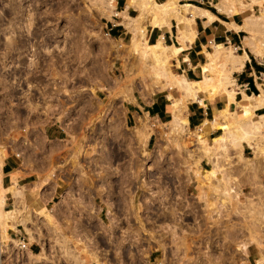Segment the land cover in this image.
I'll return each mask as SVG.
<instances>
[{
	"label": "rangeland",
	"instance_id": "rangeland-1",
	"mask_svg": "<svg viewBox=\"0 0 264 264\" xmlns=\"http://www.w3.org/2000/svg\"><path fill=\"white\" fill-rule=\"evenodd\" d=\"M41 1L0 0V9H6V13H4L5 15L2 18H9L6 25L0 29L1 33L5 35V46H9L11 42H14L11 36L19 34L18 29L20 31L22 28L29 30L34 24L32 21L34 18L38 21L44 18L40 17V15L36 16L34 11V9L39 10L41 8ZM146 1L127 0L126 4H128V7L133 5L137 8L130 10V16L127 13L126 17H123L120 11L114 9V0H48L49 15L47 18L50 30L48 47L46 50L40 48V39L38 42L29 43L31 49H28L27 46L22 50L28 55L27 64L24 67H19L22 69L19 73L22 74L25 73L24 70L26 68L24 77L27 78L28 66L30 61H32L30 58L35 54L40 55L43 53L42 56L46 57L44 59H48L47 68L42 69L46 71L47 78L43 77L44 74H38L35 75V78L33 76V78L29 77V79H26V85L19 82L20 86L31 87L30 90L23 88L10 90L3 88L0 84V164L8 150L20 143L19 138L23 135L20 130L26 127L23 122V118L26 115L29 120H34V131L41 124L39 122V113H36V110L39 109L43 102L48 106L46 120L50 117L49 121L58 120L63 125L61 121L67 122L68 118H71L65 124V128L69 134L78 136L76 137L75 147H83L86 138L91 139V143L87 141V143H90L87 145L91 146H96L98 143L101 145L109 143L110 139L105 138L108 124L104 123V119L111 115L113 121L118 123L123 117L124 105L133 96L136 99L140 97L145 100L153 93L157 94L159 92H165L166 98L167 94L173 96L172 101L169 106L166 105V108L172 112V116L173 111L176 112L184 126L186 121L183 113L185 103L189 99L182 94L173 74H181L175 64L178 62L177 59H180L179 53L185 47L175 53L174 46L184 45L183 38L188 28V20L178 19L177 15H175L177 13H174V15L172 13L167 19H165L166 16L164 18L162 17L163 15L159 16V19L163 18L161 22L163 21L162 23L166 26H169L171 19L173 34L177 33L178 28L176 39L179 43L171 44L173 42L166 38L165 42L167 45L173 46L172 48L168 47V55L158 61L153 55L144 53L147 48L143 44L142 39H139L136 35L138 26L145 24V27L149 28V25L146 24L148 22V11L141 10V6ZM161 1L151 0V2L157 3ZM217 2L219 0H211V4L206 3L207 6L205 7L212 8L217 12ZM243 2L247 4L243 10L235 2H229L227 7L233 13L238 12L240 22H243L245 16L253 15L259 17L261 23L258 26L259 28L255 29L256 31L245 34L257 40L256 43L259 44L262 55L256 56H263L264 0H243ZM54 4L57 5L53 8ZM31 5H33L34 9L30 8ZM9 9H11V12ZM122 9H124V6L121 9L117 8V10ZM8 13H12V16L9 17ZM111 13L120 15L124 22L127 20L125 25L127 28L129 26L128 29H125V27L118 25V32L120 31V33L116 36H113L111 31L110 35L105 34L109 26L108 18H110ZM59 19L62 21V26H55L57 24L55 21ZM118 20L120 21L121 19L118 18ZM56 31L59 33H56ZM172 38L174 40V37ZM224 46H229L230 49H233L231 45L226 43ZM202 48L203 50L213 51L211 44ZM245 50L249 55L252 54L246 48ZM237 52L242 53L240 49ZM19 54L20 52L18 51L15 59H13L7 51L3 50L0 52V69H4L8 73L11 68H14L13 62L17 64L15 65L16 67L20 66ZM204 61L205 55L202 58V62ZM210 68L207 71L209 78L202 81L205 86L202 92L209 98L214 94L225 93L229 100H232L234 92L227 91V88L231 90L234 88L233 85L230 86V83H232L230 73L233 70H228L227 65L222 60H216ZM195 72L196 75L194 77L196 79L201 78L200 68L198 69L197 67ZM258 75L259 73L254 76L255 80L253 82L256 92L251 91L256 96L251 95L253 97L251 103L256 104L262 100L259 106H264V90L262 88L264 85L260 84L263 80ZM40 87H43V89H39ZM252 92L248 90V94H253ZM257 97H260V99H256ZM245 101L241 100V102L236 103L237 108L235 110L238 112L235 116L238 115L240 118L250 120L248 116L242 117L240 112L243 111H239V104H244ZM167 103H169V100ZM33 105L35 106L32 107ZM230 109L234 110L231 106ZM219 111L220 113L215 118L213 125L207 122L212 128L218 125L217 119L229 115L226 109ZM255 111L254 113L256 114H253L251 118L253 123L247 124L249 126L253 124L259 126L257 130L252 127L248 128L249 132H253L250 137L261 147V150L259 148L256 149L255 154L258 155L256 157L250 147H244L243 155L247 160H252L255 163L254 169L256 171L253 168L245 169L243 167L245 160L239 158L235 148L231 147L232 156L227 152L229 157L227 172L230 176L237 178V184L242 192H236L234 188H230L227 189L226 194H236L237 196H224L221 192H218V187L214 186L218 182L211 180L212 178H218V174H204L202 177L203 181H201L192 171V169L199 167L201 154H209L201 149L200 140H206V145H212L213 137L217 136L208 138L203 127L201 131H197V128L195 131L190 132L186 130L184 132L186 134H184L183 126L182 130L179 129L180 131L171 130L163 124L151 125L152 120L143 117L144 121L142 122V127L137 131L138 135L134 131V135L131 134V138L113 140V144L124 147V153H126L127 157L126 162L134 169L133 172H130L134 176V182L137 183L140 175H142L143 180H140L139 183L144 189L146 199L154 196L155 192H157L156 190L154 191L155 188L167 189L165 184L169 183L165 179L174 178L175 183L178 184L175 187L180 186L182 188L186 185L188 190L193 195H196L197 198H200L201 194H204L203 190H205V195L209 196L208 205L212 206L214 204L215 210L220 212L217 207L223 201L225 206H229V209L224 210L226 216L231 212L239 214L238 216L235 215L234 218L240 217L237 226L242 227V234L238 236L233 245L230 244L231 248L226 251V260L223 261L225 264H264V115L257 116L264 109L260 108ZM71 115L76 116L72 119ZM241 124L242 122H235L233 117L228 119V127L236 128L234 132H231V139L237 141L239 146L240 140L245 139L241 135ZM155 128L159 129V133H156L148 144L143 145L149 132H152ZM190 129L194 130L193 127ZM195 132H199L198 137L194 136ZM196 139L200 142L198 143ZM21 146L23 145L21 144ZM142 146H144L145 150H142ZM139 152H143V154L138 155L137 153ZM218 152L213 150L211 153L218 155ZM53 165L54 161L51 160L46 171L51 169ZM140 165H143V171L140 169ZM202 167L209 168L210 164L203 163ZM200 170L203 172L202 168ZM169 174L172 175L170 176ZM220 184L218 185L220 186ZM178 193L181 194V191ZM261 201L262 203L259 205ZM261 207L263 208L262 210H260ZM48 218L50 219L49 222L54 224V220L50 216ZM34 221L35 224H41L38 220ZM73 221L71 217L64 218V216L58 219L57 227L59 232H62V224H65L68 229L67 234L58 232L51 234L49 232L50 226L48 227V224L44 223L46 224V226L44 225L46 231L49 232L46 238L48 244L46 246L44 244L40 255L26 252L9 241L8 244L2 247L0 264H94V259H97L96 262L98 264H107L104 258L102 260L97 258V252L93 245V236L73 233L70 230V225L73 224ZM102 221L107 224L110 222L106 218L98 220L100 224ZM144 231L143 247L137 246V249L134 250L133 264H199V262L204 260V250L193 251L185 247L178 252L172 250L162 240L157 239L151 227H145ZM133 236L135 237V235ZM78 240H81V242H77ZM130 242L135 243V238L130 239ZM66 247H71L70 253L76 256H62L61 249ZM83 247L86 248V251H82Z\"/></svg>",
	"mask_w": 264,
	"mask_h": 264
},
{
	"label": "crops",
	"instance_id": "crops-1",
	"mask_svg": "<svg viewBox=\"0 0 264 264\" xmlns=\"http://www.w3.org/2000/svg\"><path fill=\"white\" fill-rule=\"evenodd\" d=\"M179 1L180 0H178L179 4H187L190 7L197 8L195 9L196 14L194 15V22L192 23L195 31L194 35L190 42H186L185 48L179 53L180 59H177L178 62L175 64L179 68V73H181V75L185 76L187 79H196L194 77V75H196L195 69L197 70V67L199 69L201 64L206 61L205 57V61L202 62V58H204L205 55L202 48L203 46H210V44L225 45L228 40V44L235 43L241 46L243 51H246L245 48L249 50L248 47L243 44V37L246 36V31L235 27L242 23L240 22L238 12L228 15L219 10H217V12L212 11L208 7H205L207 6L206 3H208V0ZM126 2L127 0H114V9L116 11H122L123 9L117 10V8L121 9L123 6L125 8ZM135 8L137 7L132 5L127 9L129 16L130 10ZM209 14L214 18H210ZM118 18L121 20L119 21ZM125 22L120 15L111 13L110 18H108L109 26L107 27L109 35L110 31L113 36L120 33V31L118 32L119 28H117L118 25L128 29ZM111 23L113 25H111ZM172 26L173 24L170 19L169 26L155 27L149 25V28L145 27L147 42L150 41L149 43H155L160 38L159 36L162 35V40L165 44H167L165 42L166 38L173 42L171 44H178L179 42H177L176 39L178 28L177 33L173 34ZM172 37H174V40ZM208 39L211 40L210 43L207 42ZM257 73H259L258 76L262 77L263 80L260 84L264 85V55L256 56L253 53L251 55L247 53V57L241 69L233 70L230 73L232 80L230 86L233 85L235 89L232 88L231 90L227 88V91L234 92L232 100H229L225 93L214 94L209 98L205 93L200 92L198 96L203 99V103L195 99H189L185 103L183 116L186 123L183 126V133L186 130L190 132L195 131L198 127H200V129L203 127L208 138L215 135H224L226 138L227 148L224 151L218 152V159L215 158L214 153H202L199 161V167L200 169L202 168L203 171L211 169L212 166H214V162L217 161L219 169L218 178H212L211 180L218 182L214 184V186L218 187V192H221L224 196H237L236 194H226L227 189L230 188H234L236 192H242L237 184V178L235 176H230L227 172V167L229 166L227 165L229 161L227 152L232 156L231 147L236 149L239 158L245 160L243 163L245 169L255 168V163L252 160H247L243 155L244 147H250L255 154L253 140L249 141L248 139L247 141L246 139H242L240 140L239 146L237 141L231 139V132H234L236 128L228 127V119L233 117L235 122H242L244 123L243 125L248 126L247 123L253 121L251 120L252 115L256 114L254 111L260 108L264 109V106H259L250 111L245 110L246 112H240L242 117L248 116L250 120L240 118L238 115L235 116L238 112L235 110V108H237L236 103L241 102V100L245 101L244 94L256 96V94L251 91V84L254 85V76H257ZM246 85L248 88H246ZM262 88L264 90V87ZM248 90L253 94H248ZM167 98L165 92L153 93L148 96L146 100L140 97L136 99L133 96L124 105L123 117L118 123L113 121L111 115L104 119V123L108 124L106 127L107 130L105 131V138H109L110 141L102 145L98 143L96 146L87 145L92 141L86 138L83 147H75L74 145L77 142L76 137L78 136L68 133L65 128L66 123L61 121L63 124L61 125L58 120H46V116H48L47 104L42 105L41 112L44 115L39 121L41 124L35 131L33 126L34 120H29V117L26 115L25 118H23L26 127L20 130V133L23 134L21 138H19L20 143H17L8 150L0 164V184L7 189L4 192L3 204L0 209V215L2 216L0 221L6 218L7 215H5V212L11 213L10 216L13 218L4 219L8 225L5 229V234L0 227V240L6 236L3 240V245L8 244L10 240L13 245H15V241L18 237H21L26 241L27 246L24 248L26 252L40 255L44 244L45 246L48 244L46 238L49 232L51 234H56L57 232L62 234L68 233L65 224H62V232H59L57 227L58 219L64 216V218L71 217L74 220L73 224L70 225V230H72L73 233L93 236L95 233L94 230H100L101 246L102 251H104L108 224L105 223V221H102L101 224L98 222V220L101 219L97 217L96 201L100 203L102 210H105L107 205L105 188L108 182L106 169L108 165L118 164L126 157L124 147L113 144V140L131 138V134L134 135V131L137 132L142 127V122L144 121L142 119L143 117L151 119L154 125L157 123L165 125L168 121L170 122L173 116L172 112L166 108V105L169 106L170 104L168 94ZM168 100L169 103H167ZM242 104L238 106L239 111H241L240 105ZM34 106L35 105L32 107ZM230 106L234 108V110H231ZM224 109L227 110L229 115L217 119L218 125L212 128L207 122L213 125L216 118L215 115L217 114L216 112ZM261 114H264V111L257 114V116ZM191 127H193L194 130H191ZM167 128L169 129V127ZM200 129H197V131H201ZM169 132L171 131L169 130ZM156 133H159V129L155 128L152 132H149L143 145L148 144L150 140L155 137ZM87 141L90 143H87ZM250 142H252V145H250ZM21 144L23 146H21ZM142 150H145L144 146H142ZM137 154L142 155L143 152ZM255 156L257 157L258 155L255 154ZM51 160L54 161V165L51 169L46 171ZM203 163H209L210 167L203 168ZM254 171L256 170L254 169ZM12 173L15 174L14 178H12ZM169 175L171 176L172 174ZM195 176L203 181L201 176L196 174ZM13 179H16V183H13ZM165 180L169 184L175 183L174 178ZM219 183L222 185L220 184L219 186ZM12 185L16 187V189L13 188ZM203 191L204 194H201V196L205 195V190ZM220 205H224L223 201ZM48 216L54 220V224L49 222ZM34 220H38L41 224H35ZM44 223H47L48 227L50 226L49 232L46 231V224ZM77 242H81V240ZM71 249V247L61 249L62 256H74V254L70 253ZM82 251H86V248L83 247ZM94 261H97V259H94Z\"/></svg>",
	"mask_w": 264,
	"mask_h": 264
},
{
	"label": "flooded vegetation",
	"instance_id": "flooded-vegetation-1",
	"mask_svg": "<svg viewBox=\"0 0 264 264\" xmlns=\"http://www.w3.org/2000/svg\"><path fill=\"white\" fill-rule=\"evenodd\" d=\"M40 5L39 10L34 9L33 5L30 8L34 9L36 16L40 15L44 18L39 21L34 18L32 20L34 24L29 30L22 28L20 31L18 29L19 34L11 36L14 42H11L9 46L4 45L5 35L0 31V52L7 51L13 59H15L17 52H20V66L16 67L15 62L12 65H14L13 73L24 85H26V79L33 78V76L35 78V75L38 74H44L43 77L47 78L46 71L42 69L47 68L48 59H44L46 57L42 56L43 53L35 54L30 58L32 61L28 66L27 78L24 77L26 68L24 74L19 73L22 70L19 67L26 66L28 61V55L26 52H22L25 47L28 46L27 48L31 49L30 44L38 42L39 39L40 48L46 50L48 47L50 36L47 18L49 2L42 0ZM56 5L54 4L53 8ZM3 10L0 9V29L6 25L9 19L2 18L6 13V9ZM8 16L11 17L12 13H8ZM55 22H57L55 26H62L60 19ZM56 33L59 32L56 31ZM25 87L18 86L16 88ZM126 160L127 157L118 164L108 165L106 169L108 182L105 188L107 200L105 210H102L100 203L96 201L97 217L110 220L105 237L104 251H102L101 246L100 230H94L93 245L97 252V258L100 260L104 258L107 264H133L134 250L137 249V246L143 247L144 228L151 227L157 239L165 242L172 250L179 252L185 247L193 251L204 250V260L199 264H225L223 261L226 260V251L231 248L230 244L233 245L238 236L242 234L240 226H237L240 217L234 218L235 215L238 216L239 214L231 212L226 216L224 210L229 209V206L218 205L219 212L214 209V204L208 205V195L197 198L188 190L186 185L182 188L180 186L175 187L178 185L177 183L165 184L167 189L155 188L154 191L157 192L154 196L146 199L144 189L139 183L140 180H143L142 175H140L137 183L134 182V176L130 173L134 169ZM142 166L140 165V169L143 171ZM154 184L156 185V183ZM179 191L181 194L178 193ZM134 238L135 243H131L130 239ZM94 264H98V262L94 261Z\"/></svg>",
	"mask_w": 264,
	"mask_h": 264
},
{
	"label": "bare ground",
	"instance_id": "bare-ground-1",
	"mask_svg": "<svg viewBox=\"0 0 264 264\" xmlns=\"http://www.w3.org/2000/svg\"><path fill=\"white\" fill-rule=\"evenodd\" d=\"M128 1H131V0H128ZM229 2L237 3L241 10L245 9V7L247 6V4L243 2V0H219V2L216 3L218 10L222 11L228 15L232 14L233 11L229 7H227V4ZM128 8H129L128 4H126V7L122 11H120L121 16L126 17L125 15L127 14ZM195 9H197V8L190 7L187 4H184V5L179 4L178 0H163L160 3L151 2V0H147L144 3V5L141 6V10H147L148 11V15H147L148 16V22L146 24H148L150 26H155V27L166 26L164 23H162L163 21L161 22V19H163L164 16H166L165 19H167V17H169L172 13H173V15H174V13H177L175 15H177V18L180 20H182V19L188 20V28L186 29L185 37L183 38L184 45L180 44L179 46H174L175 53H178L179 51H181L185 47L186 41L190 42L192 40V37H193L194 32H195L194 28L192 26V23L194 22V15L196 14ZM161 15H163L162 16L163 18L161 17V19H159V16H161ZM209 17L212 18L213 16L209 14ZM165 21H167V20H165ZM260 25H261V23L259 21L258 16L249 15V16H245L243 18V22L239 26H235V27L240 28V29H244L246 31V33H249L251 31H254L255 29L259 28L258 26H260ZM128 28H129V26H128ZM136 35H137V37H139V39H142L143 44L147 48V51H145L144 53L145 54L148 53V54L153 55L158 61L161 60V58H165L166 55H168V53H167L168 47L172 48V46H173V45L171 46V45L165 44L162 40V35L159 36L160 38L155 43L147 42L146 37H145V24L138 26V28L136 29ZM243 38H244L243 44H244V46L248 47L249 51H251L254 55H262L260 46H259V44L256 43L257 40H255V38H253L252 36H249V35H246ZM228 45H230V44H228ZM231 47H232V45H231ZM212 48H213V51H209L208 49L203 50L205 52V57H206V61L204 63H202L200 66L203 79L202 78H201V80L200 79H187L185 76H183L181 74H175V73L173 74V77L178 82V85H179V88H180L182 94L187 99H195V100H198L199 102L203 103V99L198 96V93H200L204 90L205 86L203 85L202 81L209 78V76L207 75V71L209 69H211L210 67H211L212 63H214L216 60L224 61V63L228 67L227 69L231 71V70H240L242 65H243L245 58L247 57L246 51L241 50L242 53H236L237 51H235L234 49H230L229 46H224L222 44H213ZM168 97H169V100L171 102L172 96L168 95ZM244 98L246 100V103L240 105L241 106L240 109L243 112H246L245 110L250 111L251 109H254V108L258 107L259 105H261L262 100L261 101L259 100L260 102H257L256 104H252L251 101L253 100V97L251 95H245L244 94ZM256 99H260V97L259 98L257 97ZM219 113H220V111L218 110V112L215 116L217 117V115ZM262 115H264V114H262ZM165 125H167V127H169V129H171V130H179V129L182 130L183 122L180 120L178 114L173 111L172 120L170 122L168 121V123H166ZM248 127H250V128L252 127V128H254V130H257V128L259 126L255 125V124H253L251 126H249V125L245 126L242 123L241 124V129H242L241 135H242V137H244L247 141H248V139H249V141L253 140V143H254L253 147H255V151L258 148L261 150V147H259L257 145V143L254 142L255 140L252 137H250V135L253 134V132H249ZM194 134H195L194 136H196V137L199 136V132H195ZM196 140L198 143L201 141L200 147L204 152H207V153H211L213 150L224 151L227 148L226 139H225L224 135L214 137L212 145H206V140H200V141L198 139H196ZM250 143H251L250 145H252V142H250ZM1 151H3V150H1ZM215 158L218 159V156L216 154H215ZM192 171L196 175L201 176V178H202L204 176V174H206V175L218 174L219 169H217V161H215L214 166H212L211 169L204 170L203 172H201L200 168L197 167V169L194 168V169H192ZM12 174H13L12 178H14L15 174L14 173H12ZM12 181H13V183H16V179H13ZM8 187H10V186H8ZM12 187H13V185H12ZM12 187H10V188H12ZM13 188L16 189V187H13ZM5 190H7V189L0 184V209H1L2 204H3ZM261 203H262V201L260 202V204L258 202L259 205H261ZM262 209L263 208L261 207L260 210H262ZM10 214L11 213H9V212H7V213L5 212V215H7L6 218H3V220L0 221V227L2 228V230H3L2 232H4V234H5V229L8 226L4 219L12 218L10 216ZM0 218H2V216ZM2 235H3V233H2ZM4 238H6V236L0 240V253L3 249L2 247H3Z\"/></svg>",
	"mask_w": 264,
	"mask_h": 264
},
{
	"label": "built area",
	"instance_id": "built-area-1",
	"mask_svg": "<svg viewBox=\"0 0 264 264\" xmlns=\"http://www.w3.org/2000/svg\"><path fill=\"white\" fill-rule=\"evenodd\" d=\"M208 3L211 4V0H208ZM111 25H113V24L111 23ZM105 34H106V35H109V30H108V29L105 31ZM210 41H211L210 39L207 40V42H209V43H210ZM226 44H228V40L226 41ZM230 45H232V47H233V49H234L235 51H237L238 49L242 50L241 46H239L238 44L231 43ZM13 71H14L13 68H11V69H10V72H8V73H7L4 69H0V84H1V86H3V88H8V89H10V90H13V89H19V88H16V87L20 86V83H19V82H21V81L19 80L18 76L15 75V74L13 73ZM10 75H11V76H10ZM21 83H22V82H21ZM246 88H248L247 85H246ZM21 89H22V88H21ZM23 89H28V90H30V88H27V86H26L25 88H23ZM39 89H43V87H40ZM31 90H32V89H31ZM44 103H45V102H43V104H41V106H39V109L36 110V113H39L38 116H39L40 119H41L42 116L44 115V114L41 112L42 105H44ZM33 111H34V110H33ZM64 113H66V112H64ZM75 116H76V115H71L72 119H74ZM49 119H50V117H49ZM49 119H48V120H49ZM69 119H71V118H68L67 122L70 121ZM48 120H47V121H48ZM51 121H56V120H51ZM57 122H58V121H57ZM63 122H65V121H63ZM67 122H65V123L67 124ZM151 125H154V124L151 122ZM198 129H200V127H198ZM16 154H18V153H16ZM15 245H16L18 248H21V249H24V248L27 246L26 241H24L23 238H21V237H20V238L18 237V239L15 241Z\"/></svg>",
	"mask_w": 264,
	"mask_h": 264
},
{
	"label": "trees",
	"instance_id": "trees-1",
	"mask_svg": "<svg viewBox=\"0 0 264 264\" xmlns=\"http://www.w3.org/2000/svg\"><path fill=\"white\" fill-rule=\"evenodd\" d=\"M209 9L212 10V11H214L212 8H209ZM251 90L254 91V92H256V88H255V86L253 84H251Z\"/></svg>",
	"mask_w": 264,
	"mask_h": 264
}]
</instances>
